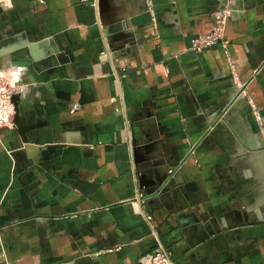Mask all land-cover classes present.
<instances>
[{"label": "crops", "instance_id": "1", "mask_svg": "<svg viewBox=\"0 0 264 264\" xmlns=\"http://www.w3.org/2000/svg\"><path fill=\"white\" fill-rule=\"evenodd\" d=\"M0 76V264H264V0H0Z\"/></svg>", "mask_w": 264, "mask_h": 264}, {"label": "built area", "instance_id": "2", "mask_svg": "<svg viewBox=\"0 0 264 264\" xmlns=\"http://www.w3.org/2000/svg\"><path fill=\"white\" fill-rule=\"evenodd\" d=\"M82 1H90L92 4L97 5V0ZM231 10L229 5L224 4L215 15L212 27L190 39V48L200 51L218 44L223 38L224 28L230 20ZM224 51L226 53V50ZM14 93V85L7 78L0 76V129L3 127L12 128L14 125H18L19 102L13 99ZM130 264H172V261L165 247L159 244L150 251L143 253Z\"/></svg>", "mask_w": 264, "mask_h": 264}, {"label": "water", "instance_id": "3", "mask_svg": "<svg viewBox=\"0 0 264 264\" xmlns=\"http://www.w3.org/2000/svg\"><path fill=\"white\" fill-rule=\"evenodd\" d=\"M40 43L38 42H30V43H26L25 46L27 48V51L29 52V54L34 58V59H38V58H41L42 57V53H38L37 51L39 50V47H40ZM47 51H49V49H47ZM19 126V125H18ZM22 134L24 133H27V131L29 130L28 128H25V127H19L18 128ZM29 133V131H28ZM27 134H21V139H22V142H27L28 141V138H27Z\"/></svg>", "mask_w": 264, "mask_h": 264}, {"label": "rangeland", "instance_id": "4", "mask_svg": "<svg viewBox=\"0 0 264 264\" xmlns=\"http://www.w3.org/2000/svg\"><path fill=\"white\" fill-rule=\"evenodd\" d=\"M259 185L261 190L264 189V177H262V182ZM259 202H264V197L259 198Z\"/></svg>", "mask_w": 264, "mask_h": 264}]
</instances>
